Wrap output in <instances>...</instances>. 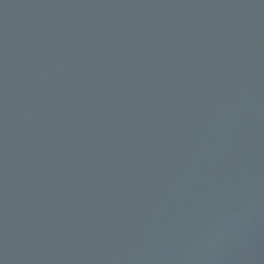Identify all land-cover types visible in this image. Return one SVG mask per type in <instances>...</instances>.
<instances>
[{"label":"water","instance_id":"water-1","mask_svg":"<svg viewBox=\"0 0 264 264\" xmlns=\"http://www.w3.org/2000/svg\"><path fill=\"white\" fill-rule=\"evenodd\" d=\"M0 264H264V0H0Z\"/></svg>","mask_w":264,"mask_h":264}]
</instances>
